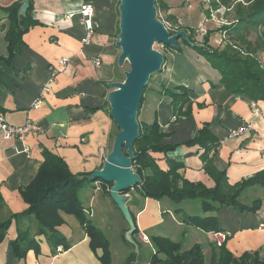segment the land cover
<instances>
[{"label": "crops", "instance_id": "0c3cea01", "mask_svg": "<svg viewBox=\"0 0 264 264\" xmlns=\"http://www.w3.org/2000/svg\"><path fill=\"white\" fill-rule=\"evenodd\" d=\"M18 1L0 0V59L8 56L5 36L9 14L5 9ZM83 1L33 0L34 16L40 25L24 36L25 45L12 65L0 62V109L7 122L19 127L32 121L43 129L41 134L28 135L24 142L0 140V223L10 221L0 242V264H104V250L101 247L93 250L89 235L75 216L60 213L64 223L58 231L67 245L65 249L59 246L61 251L45 233H40L34 216H21L28 209L21 193L36 178L45 149L59 156L73 175L85 176L83 187L87 184L92 187L88 188L93 193L91 201L86 199L87 203L82 204L89 222L103 233L109 244V264H125L131 256L133 264H165V256L156 255L152 242L156 237L180 244L183 252L199 245L205 263L210 264L212 253L218 248L215 233L187 221L190 217L208 216H216L220 231L230 234L225 244L235 257L259 252L264 259V230L259 229L264 223V189L261 187L245 191L240 198L241 202H249L244 203L248 206L260 200V209L255 213H238L239 210L219 204L214 205V212L205 213L200 199L181 203L167 197L155 200L132 189L138 193L136 196L124 195L135 225L130 234L129 221L111 199V185L103 186L101 181L90 184L88 177L103 169L119 132L111 116L108 97L112 92L109 84L117 81L118 69L122 66L118 63L121 50L113 39L117 23H108L106 31L98 15L97 2L91 1L95 8V34L90 45H82L86 35L82 18L78 14L68 16L77 13ZM183 53L180 47L164 54L165 75L158 78L156 88L148 97L146 94L143 104V108H148L150 97L155 93L167 96L170 90L182 93L178 88H184L190 101L181 110L182 114L180 111L175 114L168 95L158 103L165 107L160 115L156 113L153 119L139 117L142 123L158 122L165 134L163 143L177 147L168 154L151 153L156 166L168 171L170 162L182 163L184 167L178 171L181 178L214 188L215 181L205 171L204 149L199 145H185L204 125H209L220 142L216 154L209 155L210 161L217 171L226 173L231 186L264 171V101L231 95L220 85L221 76L213 68L209 74L212 79H206L202 72H188L189 69L185 72ZM64 58L69 60L67 67L58 74L51 91L44 93L52 69ZM38 99L42 103L35 106ZM243 127L248 131L237 138H228L232 131ZM25 148L29 152H24ZM85 191L84 195L88 193L87 189ZM257 197L259 199H254ZM142 234L149 243L143 242ZM19 237L24 238L21 248H29L23 257L13 248ZM139 243L146 246L144 252ZM133 248L138 252L134 253ZM155 255L159 261L153 262Z\"/></svg>", "mask_w": 264, "mask_h": 264}, {"label": "trees", "instance_id": "16d2710c", "mask_svg": "<svg viewBox=\"0 0 264 264\" xmlns=\"http://www.w3.org/2000/svg\"><path fill=\"white\" fill-rule=\"evenodd\" d=\"M88 1L96 2L95 0ZM159 1L156 0L157 9ZM212 4L215 9L223 7L227 10H235L237 16L235 21L228 26H222L221 30L235 34L237 42L243 46L240 48V45L235 43L227 44L223 51L207 49L204 46L209 45L208 37H205L202 43H197L190 30L188 31V40L193 44L192 47L197 50V53L208 61L211 68L220 74V85L224 86L228 93L235 97H247L255 102L264 101V65L255 55L259 51H264V0H213ZM22 6L23 1L20 0L5 9L9 14V27L5 36L8 56L4 59L1 58L0 62H4L8 66L13 64L16 55L24 47V36L31 29L40 25L34 16L33 0H29L25 14L20 13ZM259 29L262 30L258 41L255 44L249 42L245 35L250 30L258 31ZM244 46H247L245 50ZM166 48L173 49L168 46ZM163 58L165 65L166 56L164 54ZM178 89H181L182 93L171 90L167 93L172 99L171 105L175 114L177 115L176 112L180 111L181 115V110L189 103L190 98L187 91L182 88ZM147 90L148 85L142 97L140 111L143 108ZM140 111L137 120L140 117ZM164 139L165 134L161 132L158 122L152 124L139 122V137L134 143L135 159L132 162V167L141 178V184L135 185L134 189L143 197L155 200L167 197L177 203L200 199L203 201L205 213L214 212L215 204L234 208L242 213H255L260 209V200H256L251 206H248L242 203L240 198L247 190L255 187L264 189V171L231 186L226 173L217 171L210 161L209 155L212 152L214 155L216 154L220 142L211 132L209 125H204L203 129L185 145H199L204 149L202 159L205 163V171L215 181V187L212 189L181 178L178 171L184 167L182 163L170 162L168 171H162L156 166L154 159L150 156L151 153L168 154L177 148L163 143ZM124 152L126 153V150ZM42 153L43 162L36 178L21 193L23 200L28 205V209L21 216H34L39 223L40 233H45L56 249L59 246L67 248L64 237L58 231V228L64 223L60 213L75 216L89 235L93 250L101 247L104 250L103 263L109 264L111 259L109 244L103 233L89 222L79 198V192L86 179L85 176L73 175L66 163L52 152L45 149ZM102 185L106 186L107 184L102 182ZM128 193L129 191L122 194ZM187 221L206 232H221L216 216L190 217ZM9 225L10 221L0 223V242L3 241ZM23 242L24 238L19 237L13 243L15 253L21 257L29 249L21 248ZM152 242L157 250L156 255L165 256V264H206L203 249L199 245L183 252L180 244L167 238L156 237L152 239ZM156 255L152 258L153 262L157 259ZM125 264H133V257H129ZM210 264H264V259L259 252H246L240 257H235L224 244L212 253Z\"/></svg>", "mask_w": 264, "mask_h": 264}, {"label": "water", "instance_id": "95a60500", "mask_svg": "<svg viewBox=\"0 0 264 264\" xmlns=\"http://www.w3.org/2000/svg\"><path fill=\"white\" fill-rule=\"evenodd\" d=\"M120 1V34L116 47L121 54L118 63L123 66L127 62L130 70L125 72L124 82L109 84L112 92L108 97L111 116L119 132L103 169L93 172L88 179L111 185L110 196L129 221L132 234L135 225L122 193L141 184L140 176L132 169L134 143L139 137L137 116L150 77L160 73L164 63L163 54L153 47L161 44L177 48L180 39L189 40L185 31L171 35L165 24L156 18L155 0ZM28 6L29 0H23L20 13L25 14Z\"/></svg>", "mask_w": 264, "mask_h": 264}, {"label": "rangeland", "instance_id": "374dc122", "mask_svg": "<svg viewBox=\"0 0 264 264\" xmlns=\"http://www.w3.org/2000/svg\"><path fill=\"white\" fill-rule=\"evenodd\" d=\"M95 1L97 2L98 15L99 17H102L103 20V26L107 27L106 31H108V27H109L108 23H113L116 21L117 25L118 22L120 25V10H119L121 4L120 0H95ZM212 1L213 0H160L159 8L157 9L156 0H155V7L157 10L156 18L165 24L166 28L172 35H176L181 31H185L187 34H189L188 31L190 30L194 40L197 43H202L205 37H208L209 45L204 46L207 49H211V50L217 49L223 51L225 50L227 44H235V43L239 44L241 48L243 45H241L240 42H237L235 34H231L230 32L226 33L225 31L221 30L222 26L225 25L228 26L235 21L237 17L235 10L233 9L227 10L226 8L223 7H221L220 9H215V7L212 4ZM98 2L101 3V6ZM212 12L215 13L214 21L211 18ZM110 20L112 21L110 22ZM261 30L262 29H259L258 31L250 30L245 35L246 39L249 42L255 44L258 41ZM116 33H118V30ZM119 34H120V28H119V33L117 35L115 34V36H113L114 37L113 39L118 41ZM179 41L180 42L178 44V47H181V49L184 52L183 57L185 59L184 58L183 59L185 60V65L187 66V67L183 66L182 67L183 70L187 72L189 69L188 72L194 71L200 74L202 72L205 73L206 79H212L209 76V74L213 70H210L211 67L208 61L197 53V50L192 47L193 44L190 41L186 42L184 39H180ZM178 47L177 48L171 47V48H173L172 50L177 51ZM246 48L247 46L243 47L244 50ZM153 49L166 55L169 53V51H171V49H167L166 46L164 47V45L161 44H156L153 47ZM255 55L261 61L262 65H264V51H259ZM165 69H166V65L163 64L161 72L151 76L148 83V90L146 92L147 97L149 94H151L150 91L156 88L155 84H157L158 78L161 79L162 76L165 75V71H164ZM129 70H130V66L127 62L121 68L119 67L118 69L119 77L117 78L116 82H124L125 72ZM182 89L185 90L184 88ZM164 96H166L165 93L164 94L155 93L154 96L150 97L149 107L147 108V106H145L144 108H142L140 111V116L142 118L145 117V118L153 119L156 117V113L160 115L162 113V110L165 109V107L158 105V103L160 102V100L164 98ZM138 122H140L139 119ZM133 171L135 172L134 169ZM90 184L94 185V182H90ZM88 188L90 189L92 187L90 185L88 186L87 184V186L83 187V189L80 190L79 192L80 200L82 203H85L86 199H88L89 201H91L92 199L93 193L90 191L91 189L89 190ZM86 189L88 190L87 191L88 193L84 195L83 193L86 192L85 191ZM129 193L131 196H136L138 194L131 190H129ZM254 199H259V198L257 197ZM242 202L249 204V202H245L243 200ZM119 212H121V215L124 216L121 209H119ZM238 213H242V212L238 211ZM145 247H146L145 245L139 243V248H141L142 252L146 250ZM132 251H134V253L138 252L136 248H133Z\"/></svg>", "mask_w": 264, "mask_h": 264}, {"label": "built area", "instance_id": "2783aa9c", "mask_svg": "<svg viewBox=\"0 0 264 264\" xmlns=\"http://www.w3.org/2000/svg\"><path fill=\"white\" fill-rule=\"evenodd\" d=\"M78 14L82 18L83 25L86 30V35L82 40V45L83 46H88L92 42V38L95 34V23H94V18H95V8L93 6V3L91 1L85 0L81 3L77 13H72L68 16V18H72ZM215 13H211V18L214 21V16ZM68 59L64 58L59 61L58 67H54L52 69V74L51 78L47 81V83L44 86L43 92L48 93L51 91L52 86L54 85L56 81V77L60 72H62L68 65ZM41 99H38L35 106H39L41 104ZM247 128H241L235 131H232L229 135V139L237 138L241 134L247 132ZM41 134L43 133L42 127L37 125L36 123L32 121H28L25 125L23 126H12L10 125L5 117L4 112L0 109V140L2 141H8L15 139L20 142H24L27 138L28 135L30 134ZM24 152H29L27 148H25ZM260 230H264V223L260 224L259 226ZM230 234L226 232H217L215 233V244L217 247H221L224 245L227 240L229 239ZM142 240L145 243H149V239L147 238L146 235L142 234ZM57 250L61 251V248H58Z\"/></svg>", "mask_w": 264, "mask_h": 264}]
</instances>
